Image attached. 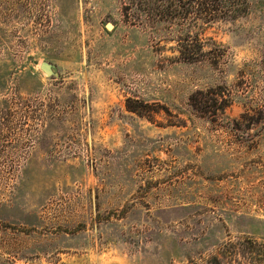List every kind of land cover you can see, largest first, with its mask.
I'll return each instance as SVG.
<instances>
[{"label":"rangeland","instance_id":"1","mask_svg":"<svg viewBox=\"0 0 264 264\" xmlns=\"http://www.w3.org/2000/svg\"><path fill=\"white\" fill-rule=\"evenodd\" d=\"M247 3L186 27L192 59L185 28L121 0H0V264H264V0Z\"/></svg>","mask_w":264,"mask_h":264},{"label":"trees","instance_id":"2","mask_svg":"<svg viewBox=\"0 0 264 264\" xmlns=\"http://www.w3.org/2000/svg\"><path fill=\"white\" fill-rule=\"evenodd\" d=\"M247 11V0H121V13L125 20L165 22L185 28L186 33L177 41L183 57L191 55L192 59L199 56L203 45L198 44L197 36H190L186 27L198 21L210 23L235 19Z\"/></svg>","mask_w":264,"mask_h":264},{"label":"clouds","instance_id":"3","mask_svg":"<svg viewBox=\"0 0 264 264\" xmlns=\"http://www.w3.org/2000/svg\"><path fill=\"white\" fill-rule=\"evenodd\" d=\"M251 56V53L245 49V50H236V55L234 56V62L239 65L242 61L249 59Z\"/></svg>","mask_w":264,"mask_h":264},{"label":"water","instance_id":"4","mask_svg":"<svg viewBox=\"0 0 264 264\" xmlns=\"http://www.w3.org/2000/svg\"><path fill=\"white\" fill-rule=\"evenodd\" d=\"M108 28H109V26H108ZM41 68L44 69L47 74L51 73V70L47 67L46 64H41Z\"/></svg>","mask_w":264,"mask_h":264}]
</instances>
